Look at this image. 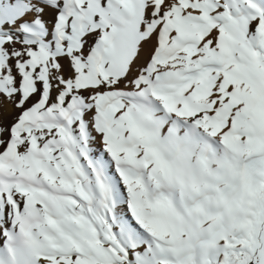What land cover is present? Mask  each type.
Instances as JSON below:
<instances>
[{"label":"snow or ice","instance_id":"1","mask_svg":"<svg viewBox=\"0 0 264 264\" xmlns=\"http://www.w3.org/2000/svg\"><path fill=\"white\" fill-rule=\"evenodd\" d=\"M0 264H264V0H0Z\"/></svg>","mask_w":264,"mask_h":264}]
</instances>
